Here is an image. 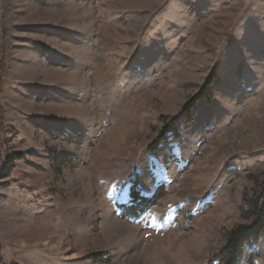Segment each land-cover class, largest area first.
Masks as SVG:
<instances>
[{
    "label": "rangeland",
    "instance_id": "374dc122",
    "mask_svg": "<svg viewBox=\"0 0 264 264\" xmlns=\"http://www.w3.org/2000/svg\"><path fill=\"white\" fill-rule=\"evenodd\" d=\"M263 213L264 0H0V264H231Z\"/></svg>",
    "mask_w": 264,
    "mask_h": 264
},
{
    "label": "trees",
    "instance_id": "16d2710c",
    "mask_svg": "<svg viewBox=\"0 0 264 264\" xmlns=\"http://www.w3.org/2000/svg\"><path fill=\"white\" fill-rule=\"evenodd\" d=\"M151 197H146L140 195L138 190L133 191V204L131 207H128V211L131 214H136L135 209L137 206L142 205L144 208L148 207L152 203ZM138 213V212H137ZM264 232V213L259 215L257 220L251 223L250 225H244L239 227L238 230H235L232 233L229 240L227 250V256L231 259V264H236L242 247L245 243L257 240L261 234Z\"/></svg>",
    "mask_w": 264,
    "mask_h": 264
},
{
    "label": "snow or ice",
    "instance_id": "6c2138e0",
    "mask_svg": "<svg viewBox=\"0 0 264 264\" xmlns=\"http://www.w3.org/2000/svg\"><path fill=\"white\" fill-rule=\"evenodd\" d=\"M153 165H154V167H153V171H155V169H156L157 167L162 168V165H160L159 161H153Z\"/></svg>",
    "mask_w": 264,
    "mask_h": 264
}]
</instances>
